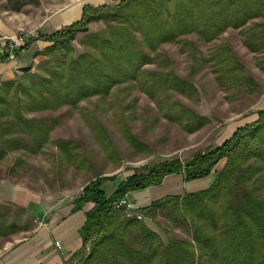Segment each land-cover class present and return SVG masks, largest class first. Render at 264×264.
Listing matches in <instances>:
<instances>
[{
    "label": "trees",
    "instance_id": "obj_1",
    "mask_svg": "<svg viewBox=\"0 0 264 264\" xmlns=\"http://www.w3.org/2000/svg\"><path fill=\"white\" fill-rule=\"evenodd\" d=\"M113 1L116 3L83 6L80 20L45 37L52 43L48 51L56 46L64 51L46 62L43 75L3 82L0 160L19 147L36 153L48 142L46 131L55 120L28 118L26 113L74 108L90 97L108 95L123 83L136 82L164 118L187 133L195 132L209 120L164 101L170 92L190 97L196 93L195 87L171 71L145 69L156 62L152 54L162 44L179 43L184 35L194 34L207 43L229 28H247L248 24L252 27L247 28L244 45L251 52L264 50V23H253L264 20V0ZM101 21L105 24L102 30L85 35L82 44L88 51L72 56L69 42L75 34L86 32L89 23ZM217 63V82L224 79L229 87L245 89L254 84L230 54ZM256 114L255 121L237 127L215 148L196 152L184 165L177 159L163 161L146 173L130 175L110 196L102 190L103 178L91 180L74 200L73 211L86 202L93 203L94 209L86 212L79 231L81 248L65 264H264V109ZM15 133L24 136L23 144L11 137ZM56 145L66 152L71 143L58 141ZM221 161L223 165L216 171ZM173 174L182 175L185 182L209 175L213 179L205 189L165 196L139 209L148 219L165 209L166 219L191 230L190 241L165 244L143 220L127 216L113 204L128 193L160 186ZM10 211L0 205V238L21 229L9 217Z\"/></svg>",
    "mask_w": 264,
    "mask_h": 264
},
{
    "label": "rangeland",
    "instance_id": "obj_2",
    "mask_svg": "<svg viewBox=\"0 0 264 264\" xmlns=\"http://www.w3.org/2000/svg\"><path fill=\"white\" fill-rule=\"evenodd\" d=\"M73 1L0 0V13L37 18L39 15L47 16ZM82 1L88 3L93 0ZM104 1L116 3L113 0ZM255 22L264 23V20H253ZM92 23L88 24L86 32H77L69 42L72 56L87 52L88 48L82 44L85 35L98 32L105 26L102 21ZM248 27L252 25L248 24ZM247 28H229L218 39L207 43L199 41L194 34L184 35L179 43L162 44L152 54L156 62L144 66L147 70L171 71L195 87L196 93L190 97L170 92L164 101L177 103L206 117L208 124L199 130L185 132L178 123L162 116L163 111L139 89L136 82L123 83L114 87L108 95L90 97L74 108L62 106L54 111L26 113L28 118L55 120L54 126L46 131L48 142L36 153L20 147L9 152L0 160V181L28 188L44 197L51 206L60 203L68 205L95 178H103L105 195H110L118 181L120 184L130 175L146 173L149 167L163 161L177 159L184 165L196 152L222 144L231 136L233 128L244 125L249 116L264 109V50L251 52L244 45ZM39 36L35 33V39ZM51 46L48 41L42 59L10 81L31 78L30 75L34 74L43 75L48 67L46 62L56 59L64 51L57 46L48 51ZM218 52L221 57L233 56L254 84L245 89L229 87L224 79L217 82V62L221 58ZM10 94L13 99V88ZM11 137L19 139L21 144L25 139L16 133ZM58 141L70 142L71 146L65 152L56 145ZM33 145L36 147L38 143ZM222 165L223 161L219 162L216 171ZM125 196L129 199L128 194ZM0 205L10 208L9 217L21 227L7 238H0L1 255L6 251L5 247H9L4 243L6 240L13 239L16 234L20 238L28 237L39 221L46 218L35 206L30 207V211L35 212L31 216L27 208L13 203ZM166 211L157 210L151 222H147L149 227L165 244L174 240L190 241L191 230L166 219Z\"/></svg>",
    "mask_w": 264,
    "mask_h": 264
},
{
    "label": "crops",
    "instance_id": "obj_3",
    "mask_svg": "<svg viewBox=\"0 0 264 264\" xmlns=\"http://www.w3.org/2000/svg\"><path fill=\"white\" fill-rule=\"evenodd\" d=\"M102 4L108 3L104 0H93L88 3L75 0L47 16L39 15L37 18H28L25 15L13 13L6 15L1 12L0 37H14L29 31H34L41 37L30 41L28 46L18 53L15 61L0 58V84L13 80L40 61L43 50L48 46L45 37L80 20L83 6ZM248 118L244 125L255 121L257 114L255 113ZM236 128H233L229 135ZM212 179L213 176L209 175L206 178L185 182L182 175H169L164 178L160 186L128 193V197L134 205L133 213L141 214L139 209L147 207L151 202L165 196H178L205 189L209 187ZM102 190L105 194L103 185ZM4 202L27 208L31 216L35 212L30 211V207L35 206L46 219L39 221L37 226L29 232L28 237L20 238L16 234L13 235V239L6 240L4 243L9 247H5L6 251L1 253L0 264H65L70 256L81 248L82 240L79 231L85 222L86 212L94 209V204L91 202L84 203L78 211H73L74 202L68 205L60 203L51 206L44 197L37 195L28 188L14 185L10 181H0V203ZM142 217L149 227L147 222H151V219L143 215ZM56 242L60 243L61 248L56 246Z\"/></svg>",
    "mask_w": 264,
    "mask_h": 264
},
{
    "label": "built area",
    "instance_id": "obj_4",
    "mask_svg": "<svg viewBox=\"0 0 264 264\" xmlns=\"http://www.w3.org/2000/svg\"><path fill=\"white\" fill-rule=\"evenodd\" d=\"M35 39V32L29 31L21 33L14 37H0V57H4L5 60L15 61L18 53L22 51L24 47L31 40ZM114 209H123L127 216H136L137 219H142L141 214H134L133 204L126 196H123L113 204ZM56 246L61 248L60 243L56 242Z\"/></svg>",
    "mask_w": 264,
    "mask_h": 264
}]
</instances>
